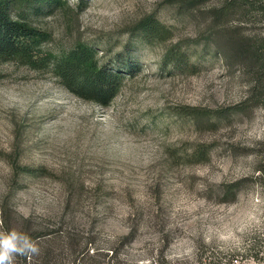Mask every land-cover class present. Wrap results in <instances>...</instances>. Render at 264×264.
<instances>
[{"label":"rangeland","instance_id":"1","mask_svg":"<svg viewBox=\"0 0 264 264\" xmlns=\"http://www.w3.org/2000/svg\"><path fill=\"white\" fill-rule=\"evenodd\" d=\"M218 1L194 13L175 0H61L24 12L45 33V66L0 60V235L60 229L45 240L77 242V264L194 262L211 245L234 250L235 264H264V88L251 89L256 74L236 48L263 25L235 13L215 22ZM151 14L168 39L140 35ZM76 44L122 68L109 105L56 77L51 60ZM168 48L174 61L163 59ZM227 185L234 199L221 194ZM67 245L60 257L72 262Z\"/></svg>","mask_w":264,"mask_h":264},{"label":"trees","instance_id":"2","mask_svg":"<svg viewBox=\"0 0 264 264\" xmlns=\"http://www.w3.org/2000/svg\"><path fill=\"white\" fill-rule=\"evenodd\" d=\"M60 1L0 0V60L19 58L24 64L34 67L45 66V60L39 56L36 48L37 43L45 37V33L31 26L24 12L29 9L38 11L40 7L55 5ZM207 1L209 0H175L180 11L191 13L197 11L198 6ZM218 2L217 5L209 8L215 22L227 17L229 13H235L244 22L263 25L260 32H256L245 42L239 41L236 44L237 50L242 55H246L247 63L256 74L251 89L255 92L257 89H263L264 83L259 73L264 70V0H219ZM136 27L144 39L152 42L166 40L171 33L170 28L153 14L140 19ZM173 49L166 50L164 61H174L171 58ZM51 61L56 77L70 92L104 106L109 105L116 97L124 77L121 67L101 63L95 48L83 44H76L68 52L54 57ZM258 169L264 175V165ZM221 194L234 199L238 190L227 185L223 187ZM1 211L6 213L5 204ZM12 232L27 237L36 248V251H29L24 255L14 254L12 264H77V254L80 249L77 242L67 245L65 242L61 244L63 241L55 244L49 239L45 240L50 235L60 234V229L43 233L31 226H18L13 228ZM65 245L68 246L67 251L72 257V262H66L60 257L65 252ZM208 248L210 250H200V253L193 258L194 262L188 259L174 262L160 257L151 264H235L234 250L212 245ZM39 251L44 253L45 257H41Z\"/></svg>","mask_w":264,"mask_h":264},{"label":"clouds","instance_id":"3","mask_svg":"<svg viewBox=\"0 0 264 264\" xmlns=\"http://www.w3.org/2000/svg\"><path fill=\"white\" fill-rule=\"evenodd\" d=\"M36 251L30 240L15 232L0 235V264H12L14 254L24 255Z\"/></svg>","mask_w":264,"mask_h":264}]
</instances>
